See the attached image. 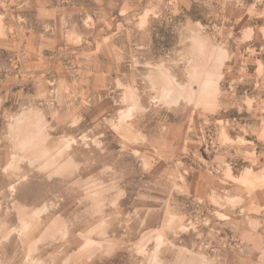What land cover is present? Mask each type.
<instances>
[{
    "label": "rangeland",
    "instance_id": "rangeland-1",
    "mask_svg": "<svg viewBox=\"0 0 264 264\" xmlns=\"http://www.w3.org/2000/svg\"><path fill=\"white\" fill-rule=\"evenodd\" d=\"M0 264H264V0H0Z\"/></svg>",
    "mask_w": 264,
    "mask_h": 264
}]
</instances>
